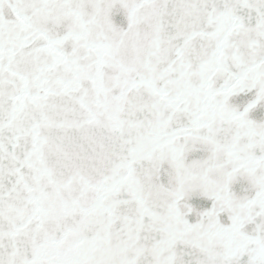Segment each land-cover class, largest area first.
Returning a JSON list of instances; mask_svg holds the SVG:
<instances>
[{"label":"snow or ice","instance_id":"6c2138e0","mask_svg":"<svg viewBox=\"0 0 264 264\" xmlns=\"http://www.w3.org/2000/svg\"><path fill=\"white\" fill-rule=\"evenodd\" d=\"M0 264H264V0H0Z\"/></svg>","mask_w":264,"mask_h":264}]
</instances>
